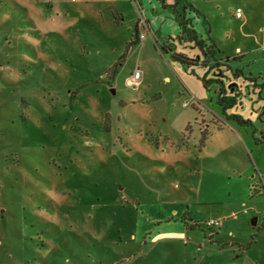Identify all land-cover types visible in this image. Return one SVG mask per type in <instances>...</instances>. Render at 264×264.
I'll return each instance as SVG.
<instances>
[{"label": "rangeland", "instance_id": "obj_1", "mask_svg": "<svg viewBox=\"0 0 264 264\" xmlns=\"http://www.w3.org/2000/svg\"><path fill=\"white\" fill-rule=\"evenodd\" d=\"M186 1L0 0V264H264V0Z\"/></svg>", "mask_w": 264, "mask_h": 264}, {"label": "trees", "instance_id": "obj_2", "mask_svg": "<svg viewBox=\"0 0 264 264\" xmlns=\"http://www.w3.org/2000/svg\"><path fill=\"white\" fill-rule=\"evenodd\" d=\"M162 4L163 7H167V5L165 4V0H159ZM182 0H174V3L177 5L179 3H181ZM183 8L184 9H189L191 10L192 12L196 13V14H199V12L189 3L187 2L186 0H184V3H183ZM186 22L184 21L183 23L181 21L178 22V28H179V39L180 41L182 42H189L191 44H193L196 48H198L201 52V54L203 56H205L206 52H205V43L202 39H200L196 32L194 31L193 27L191 25L186 26L185 24ZM191 26V27H190ZM135 28V31H136V25L134 26ZM210 39L211 41V47L209 49V54L210 56H212L213 58L215 57V43L214 41L211 39V38H208ZM136 40V38H135ZM135 41H132L130 43H134ZM173 57H176L177 59H179L182 63H188V59L182 55H176V54H173ZM205 62V61H204ZM204 64V63H202ZM222 64L218 61H214V64L213 66L214 67H219L221 66ZM237 74H241V71L240 70H235L234 73H233V76L234 77H237ZM219 82V81H218ZM221 83V82H219ZM217 102L218 104L221 106V110H222V113L223 115H225V118L227 120H231V121H234L240 125H245L246 127H251L252 124L250 122V120H245L244 118H242L240 115H236V114H227V111L232 109V107L236 104V96H232V95H229L227 93V91L225 90V87L222 85H220L219 87V90H218V95H217ZM253 127V126H252ZM253 131L252 132V135L254 136L256 130L255 129H252ZM262 138L259 139H255V142L259 143V144H264V132L262 133ZM250 187V195L254 196L256 194H258L259 192L256 190L255 188V185L252 184L249 186ZM263 224H264V221H263Z\"/></svg>", "mask_w": 264, "mask_h": 264}, {"label": "built area", "instance_id": "obj_3", "mask_svg": "<svg viewBox=\"0 0 264 264\" xmlns=\"http://www.w3.org/2000/svg\"><path fill=\"white\" fill-rule=\"evenodd\" d=\"M235 16L237 18L241 17V10L240 9L236 10ZM136 24H137L138 28L139 27L142 28V29L145 28V22H143L141 20L137 21ZM138 38L141 41L144 38V34L143 33H139ZM140 80H141V73L138 70H135L131 74V76L129 77L128 83H129L130 86L136 87L139 84ZM218 224L219 223L217 221H210V222L207 223V225L209 227L218 226Z\"/></svg>", "mask_w": 264, "mask_h": 264}, {"label": "crops", "instance_id": "obj_4", "mask_svg": "<svg viewBox=\"0 0 264 264\" xmlns=\"http://www.w3.org/2000/svg\"><path fill=\"white\" fill-rule=\"evenodd\" d=\"M161 3V2H160ZM182 3V2H181ZM165 4L167 5V7H170V8H173V10H178V8L180 7V3L179 4H175L174 3V0H165ZM183 5V4H182ZM182 8H183V6H182ZM184 9V8H183ZM237 9H239V8H237ZM186 10V9H185ZM186 13V12H185ZM201 39V38H200ZM218 222V221H217ZM219 223V222H218ZM218 226H219V224H218ZM263 226H264V224H263Z\"/></svg>", "mask_w": 264, "mask_h": 264}]
</instances>
